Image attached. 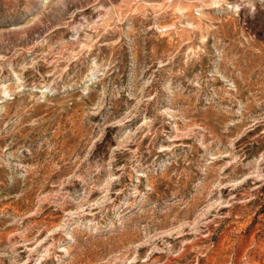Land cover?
Here are the masks:
<instances>
[{
	"label": "rangeland",
	"instance_id": "1",
	"mask_svg": "<svg viewBox=\"0 0 264 264\" xmlns=\"http://www.w3.org/2000/svg\"><path fill=\"white\" fill-rule=\"evenodd\" d=\"M0 264H264V0H0Z\"/></svg>",
	"mask_w": 264,
	"mask_h": 264
}]
</instances>
